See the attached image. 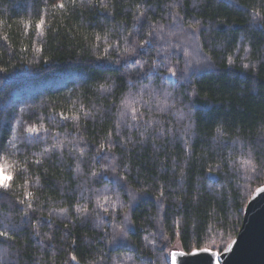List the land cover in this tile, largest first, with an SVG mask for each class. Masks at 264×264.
Returning a JSON list of instances; mask_svg holds the SVG:
<instances>
[{
  "label": "trees",
  "instance_id": "1",
  "mask_svg": "<svg viewBox=\"0 0 264 264\" xmlns=\"http://www.w3.org/2000/svg\"><path fill=\"white\" fill-rule=\"evenodd\" d=\"M0 165V264L224 251L264 187V0H0Z\"/></svg>",
  "mask_w": 264,
  "mask_h": 264
},
{
  "label": "water",
  "instance_id": "2",
  "mask_svg": "<svg viewBox=\"0 0 264 264\" xmlns=\"http://www.w3.org/2000/svg\"><path fill=\"white\" fill-rule=\"evenodd\" d=\"M172 257L171 264H264V187L254 193L238 235L224 251L180 252Z\"/></svg>",
  "mask_w": 264,
  "mask_h": 264
},
{
  "label": "snow or ice",
  "instance_id": "3",
  "mask_svg": "<svg viewBox=\"0 0 264 264\" xmlns=\"http://www.w3.org/2000/svg\"><path fill=\"white\" fill-rule=\"evenodd\" d=\"M60 8H64V4H60L59 5ZM45 21L43 19L39 20V22L37 23L36 27L38 30H41L43 28V25H44ZM231 62V61H230ZM245 67H247V65H245ZM173 75H175V73H172ZM126 108L130 111H132L133 115H132V119L135 120L136 119V115H135V112H136V109L134 108L133 106V102H126ZM161 110H164L163 108H161ZM85 115H88V113H85ZM125 115H127V112L125 113ZM28 131L30 133H35L36 132V129L35 128H29ZM219 131V129H218ZM245 165H247L248 167L252 168L253 170L255 169V165L253 164V161L251 158H249L248 160H245L243 162ZM93 175H95V173H93ZM6 180L3 184H0V189H8L10 187V181L13 180V176L7 172L6 170ZM109 198L105 197V200H108ZM98 204L100 203L99 201L97 202ZM5 234L0 232V236H4Z\"/></svg>",
  "mask_w": 264,
  "mask_h": 264
},
{
  "label": "rangeland",
  "instance_id": "4",
  "mask_svg": "<svg viewBox=\"0 0 264 264\" xmlns=\"http://www.w3.org/2000/svg\"><path fill=\"white\" fill-rule=\"evenodd\" d=\"M5 168H6L7 172H9V169L7 167H5ZM181 251H182L181 243L179 241H177L173 246H171L170 250L168 251V257H169L170 261L173 260L172 254L180 253Z\"/></svg>",
  "mask_w": 264,
  "mask_h": 264
},
{
  "label": "clouds",
  "instance_id": "5",
  "mask_svg": "<svg viewBox=\"0 0 264 264\" xmlns=\"http://www.w3.org/2000/svg\"><path fill=\"white\" fill-rule=\"evenodd\" d=\"M6 178V168L4 165H0V184H3Z\"/></svg>",
  "mask_w": 264,
  "mask_h": 264
}]
</instances>
